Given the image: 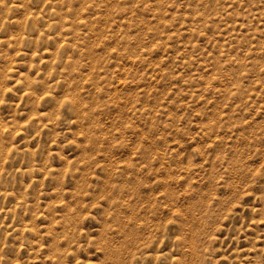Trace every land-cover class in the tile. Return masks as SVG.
Returning a JSON list of instances; mask_svg holds the SVG:
<instances>
[{
	"label": "rangeland",
	"instance_id": "obj_1",
	"mask_svg": "<svg viewBox=\"0 0 264 264\" xmlns=\"http://www.w3.org/2000/svg\"><path fill=\"white\" fill-rule=\"evenodd\" d=\"M0 264H264V0H0Z\"/></svg>",
	"mask_w": 264,
	"mask_h": 264
}]
</instances>
